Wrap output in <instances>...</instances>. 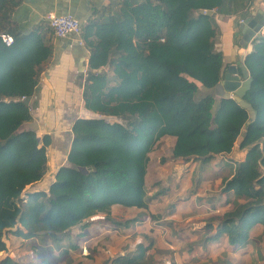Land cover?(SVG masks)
I'll use <instances>...</instances> for the list:
<instances>
[{"label":"trees","instance_id":"obj_1","mask_svg":"<svg viewBox=\"0 0 264 264\" xmlns=\"http://www.w3.org/2000/svg\"><path fill=\"white\" fill-rule=\"evenodd\" d=\"M20 4L0 0V33L13 37L10 46L0 40V253L7 250L3 237L9 234L38 239L41 264H71L64 258L80 247L82 232L58 257L46 244L61 247L75 228L91 223L121 228L137 222L114 221L111 208L148 210L156 197L148 195L149 159L171 138L172 158L213 162L223 210L204 220L199 241L224 245L221 264H236L229 251L240 254L253 243L254 228L264 229V33L253 39L244 59L252 82L243 101L250 111L218 98L212 112L211 91L222 78L223 56L214 49V15L200 10L223 13L225 0H119L113 15L83 24L79 37L89 56L86 73L79 76L82 101L98 117L73 121L66 163L46 191L28 192L22 203L24 189L46 173L52 142L50 135L39 138L25 127L32 116L23 98L32 97L52 46L45 43L42 26L24 34L13 27L10 16ZM198 84L208 92L196 99ZM238 137L244 158L220 159L233 151ZM152 247V240L139 243L110 264H155L165 251L151 253ZM0 264L21 262L5 255Z\"/></svg>","mask_w":264,"mask_h":264},{"label":"crops","instance_id":"obj_2","mask_svg":"<svg viewBox=\"0 0 264 264\" xmlns=\"http://www.w3.org/2000/svg\"><path fill=\"white\" fill-rule=\"evenodd\" d=\"M118 5L119 0H21V4L13 10L10 16L13 27L16 28L18 33L24 34L19 32V24L12 19V16L17 8L25 6L27 8L25 12V20H27L29 25L26 33L38 26H42L45 43L52 46L51 57L46 63L41 65L35 91L32 97H30L31 101L29 106L32 121L25 125L27 129L33 131L37 130L39 138L48 134L52 139L51 144L46 148L47 167L45 173V175L48 173L52 178L51 180L49 179L46 185L42 184L43 186H47L43 191H46L48 186L53 182L57 169L66 163L72 139L71 127L73 121L77 118L88 119L98 117L97 114L84 109L82 101L83 80L79 79V76L82 74L85 75L84 72H86L89 56L87 49L84 45L77 44L76 37L58 38L54 36L51 30H47V23L44 16L49 12H52L55 15L69 14L85 24L90 20L100 21L106 19L109 14L113 15L117 11ZM257 10H261L264 16V0H225L222 11L223 13H215L213 11L216 31L214 49L216 52H220L223 56V74L226 72L228 66L240 65L242 56L245 57L247 53L251 51V43L245 47L240 46L241 33L239 31V24L248 16L256 14ZM43 24H45V26ZM262 31L264 32V27L262 28ZM262 31L257 34V36L262 35ZM221 92L222 89L216 91L213 89L211 94L214 99H218L219 97L216 94ZM172 142L173 140L171 138L163 140L153 154L156 152L157 154H159V152L162 154L161 151L163 150L160 146H164L167 149L165 154L171 157L169 149ZM163 143L169 144V146L167 147ZM237 149H239V146ZM234 150L235 146L230 154L220 156L219 158L232 159L236 162L240 161L232 158ZM155 159L156 158H154V161ZM172 159V161H175L173 162L175 165L183 163L182 166H184L188 165L189 162H192L188 166L186 172L190 171L192 174L193 169H197V172L201 176L199 179L201 182L199 184L200 189L204 184L208 186L210 185L209 183H215L220 190V177L218 178L215 176L213 162L205 165L193 159L185 162L179 159ZM170 169H173V167ZM156 171L159 172V174L154 176V184L150 186L147 182L149 188L148 195L152 197L156 195V197L150 201L148 210L123 208L120 206H113L111 208L110 216L114 221L125 222L127 220L137 219V222L130 224L128 227L121 228L115 227L110 222L91 223L82 228V230L79 226L72 231L69 239L66 238L62 241L61 247H57L52 243L46 244L50 249L51 247H54L56 249L55 251H58V254H56L54 250L51 251V255L58 257L64 248V245H67L69 240H75L77 234L82 232L84 237L79 240L80 247L69 252L68 256L72 259L71 264H80L82 260H85L90 264H103L106 263V261L108 262L107 264H110L113 257L132 252L137 244H147V241L149 240L154 241L152 250L150 251L151 253L157 248V250L160 249V251L165 249V253L168 252V254H172L173 252L174 254V251H180L184 249L186 245L188 246V244L194 242L192 245L196 247L195 249L201 253H206L207 257H211V255L214 256L216 252L220 253V256H222L225 252L224 245H218L215 243L203 245L199 241L201 236L199 231L203 223H201V226L197 227L195 221L204 218L205 215L207 216L204 220L212 214L220 213L223 210H221L220 207L224 204V196L219 192L220 197L216 199V201L210 203V201L205 199L203 203L207 206L203 203L201 204L200 201L197 203L199 204L198 206L196 205L195 197L203 192L198 194L191 193L192 198H190L187 203L180 201L177 204L172 205L171 203H174L173 199L177 197V191H180L178 194L180 195L184 194L186 190H191L190 188L193 183L192 175L189 179L190 182L188 187L183 188L187 179L182 178L183 180H180L176 178L175 188H168L165 187L163 182H161L163 181L162 170L157 167ZM148 180L147 171V181ZM39 184L40 181L27 187H38L41 190L43 186H38ZM152 188L159 190L155 193H151L149 191ZM162 192H164V194H161ZM177 199H181V197H177ZM233 201L234 198H231L227 207H230L233 204ZM181 204L184 206L179 210L178 208ZM185 207H188L187 210H184ZM189 210L191 211L192 216H189ZM150 214L152 217L154 216L153 218L155 220V226L153 228L149 226L148 223L143 222L144 217H149ZM180 215L182 217L184 216V218L178 220V216L180 217ZM160 223H163L165 227L160 228ZM192 224H195L194 229H197H191L190 232H192V234L186 231L176 232V226L185 229V227H190ZM168 225L172 226L168 227ZM22 241L24 243L32 241L33 244L36 245L33 246L35 248V255L39 250L38 247L43 246L38 239ZM104 244H109V249L106 253H104L101 248ZM243 249L239 250L240 253ZM82 250L88 252L90 257L83 256V258H80L79 254ZM235 252V250L229 251L230 258L233 256L232 254H236ZM178 256V260L181 264H186L190 261L187 256ZM61 263L65 264V261H62Z\"/></svg>","mask_w":264,"mask_h":264},{"label":"rangeland","instance_id":"obj_3","mask_svg":"<svg viewBox=\"0 0 264 264\" xmlns=\"http://www.w3.org/2000/svg\"><path fill=\"white\" fill-rule=\"evenodd\" d=\"M207 92H208V90L206 88H204L203 86L198 84V90L196 92L195 98L198 99L202 95L207 94ZM216 103H217V99H216V102L214 103V105L212 107V112L215 111ZM107 120L108 121L121 122L119 119H116V118H107ZM35 132L38 135L37 130H35ZM163 144L166 145L167 147L169 146V144H166V143H163ZM160 148H162V150H163V151H161L162 154H160V152H159V154H160L159 155L156 152L155 154H153L152 158L149 160L148 185L150 184V186H151L154 184L153 178L155 175L159 174V172L156 171L157 167H158V169L160 168L162 170L161 173H163V176H162L163 181H161V182H163L165 184V187H168V188H175V184H176L175 179L176 178L180 179V180H183L182 178L187 179L186 182L184 183V187H183V188H186L189 186V182H190L189 179H190L191 175L193 178L192 187L190 188L191 190H186L184 194H180V195H178L180 193V191H177L176 192L177 197H181V199H177V197L174 198L173 199L174 203H171L172 205H175L180 201H184L187 203L190 200V198H192L191 193H197V194L201 193V192L204 193V194L202 193V194L198 195L197 197H195L196 205H198V206H199V204H197V203L199 201L202 204L203 201L205 199H207L208 201H210V203H212L213 201H216V199H218L220 197V195H219L220 190L215 185V183H212V184L209 183L211 186L210 185L207 186L204 184L201 189L199 188V186H200L199 184L201 183L199 179L201 178V176L197 172L196 168L193 169L192 174L190 171L186 172L188 170V166L192 162H189L188 165H184V166H182L183 163H179L178 165H175V164H173V162H175V161H172L173 160L172 157H170L169 155L167 156L165 154V152L167 150L166 147L160 146ZM237 148H238V146L235 143V150L232 154V158H234L236 160H241L244 157L246 151L240 152L239 149H237ZM236 150H238V151H236ZM154 158H156L155 161H154ZM167 158H168V160H167ZM167 163H168V165H167ZM172 167H173V169H170ZM51 178L52 177H50L49 174L47 173L42 178V180L40 181V184L38 186H41L42 184L46 185L47 182L49 181V179L51 180ZM46 187L47 186H43V188H41V190L46 189ZM36 188L35 187L34 188L26 187L24 189V191L21 194V199L23 200L22 203L24 202V199H26V195L28 192L40 190V188H38V187H36ZM158 190L155 188H152L149 192L155 193ZM205 191H207V192H205ZM193 198H194V196H193ZM183 206L184 205L181 204L178 209L179 210L182 209ZM205 206H207V205H205ZM187 208L185 207L184 210H187ZM184 210H182V211H184ZM188 214H189V216H192L190 210L188 211ZM206 216L207 215H205V217ZM149 218H150V223H148V224H149V226H151L153 228L155 226V222H154L155 220L151 216V214L149 215ZM182 218H184V216L183 217L181 215H180V217L178 216V220H181ZM204 218L195 221V224L197 225V227L201 226V223L204 222ZM174 222H179V221H174ZM195 224H192V226H190V227H185V229L176 226V232L186 231V232H189L190 234H192V232H190L191 229L197 230V229H194ZM159 226H160V228L165 227L163 223L162 224L160 223ZM171 226L172 225H168V227H171ZM252 236H253V243L251 245L245 247L240 254H232L233 255L232 258L236 259V264H264V261L261 259L264 257V229H262L260 227L255 228L252 232ZM3 239L6 242L7 250H6V252L0 253V258L7 255V256L15 258L16 260L21 262V264H40L39 263L40 260L38 259V256L35 255V248L33 247L36 245L33 244L32 241H30L28 243H24L21 239L14 237L13 235H9V234H5ZM192 244H194V242ZM192 244H188V246L186 245V247L180 251H174V254H173V252H172V254H168V252L160 253L159 255H157V259H155V264H181L180 261L178 260V258H179L178 255H180V256L183 255V257L187 256V258H189L190 261L186 264H221L223 257L220 256V253L216 252L214 254V256L211 255V257H207L206 253H201V252L197 251L195 249L196 247H194ZM108 247H109V244H104V246H101L104 253H106L108 251V249H109ZM154 248H156V247H154ZM53 250L55 251L56 249L54 247H51V251H53ZM154 250H157V248ZM158 250L160 251V249H158ZM162 251H166V250L162 249ZM55 253L58 254V251H55ZM88 254H89L88 252H86L85 250H82L79 255H80V258H83V256H87ZM64 260L71 261L72 259L64 258ZM104 260H106V259H104ZM107 263L108 262L106 261V263H103V264H107ZM52 264H63V263H59V262L53 260ZM80 264H90V263H88L85 260H82L80 262Z\"/></svg>","mask_w":264,"mask_h":264},{"label":"water","instance_id":"obj_4","mask_svg":"<svg viewBox=\"0 0 264 264\" xmlns=\"http://www.w3.org/2000/svg\"><path fill=\"white\" fill-rule=\"evenodd\" d=\"M26 7L21 6L15 10L13 13L12 19L19 24V32L26 33L29 28L28 22L26 19ZM200 13H205L206 15H212L213 11H203L200 10ZM80 26L83 25L82 21H79ZM264 27V16L261 10H257V13L250 15L247 18L243 19L239 24V31L241 33L240 46L245 47L250 44L253 39L262 31ZM264 32L262 31V34ZM77 40V44H78ZM245 57L242 56L241 64L228 66L226 72L223 74L219 83L214 87V91L222 89V92L216 94L219 98H230L235 100L243 108L250 111V106L243 101V97L246 92L251 87L252 78L249 76L246 67L244 66ZM24 103L30 105L31 98H24ZM241 137H238L236 145L239 146Z\"/></svg>","mask_w":264,"mask_h":264},{"label":"built area","instance_id":"obj_5","mask_svg":"<svg viewBox=\"0 0 264 264\" xmlns=\"http://www.w3.org/2000/svg\"><path fill=\"white\" fill-rule=\"evenodd\" d=\"M44 19L54 36L58 38L76 37L79 42L78 44L83 45L79 37L81 26L78 19L74 16L69 14L55 15L49 12L44 16ZM0 40L5 46H10L13 43V37L7 33H0ZM143 222L150 223V218L148 216L144 217Z\"/></svg>","mask_w":264,"mask_h":264}]
</instances>
